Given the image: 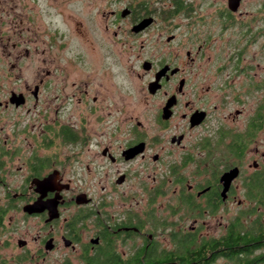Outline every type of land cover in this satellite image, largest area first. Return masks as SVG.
Returning <instances> with one entry per match:
<instances>
[{
	"label": "flooded vegetation",
	"instance_id": "1",
	"mask_svg": "<svg viewBox=\"0 0 264 264\" xmlns=\"http://www.w3.org/2000/svg\"><path fill=\"white\" fill-rule=\"evenodd\" d=\"M200 1L0 0V264H264V1Z\"/></svg>",
	"mask_w": 264,
	"mask_h": 264
},
{
	"label": "rangeland",
	"instance_id": "2",
	"mask_svg": "<svg viewBox=\"0 0 264 264\" xmlns=\"http://www.w3.org/2000/svg\"><path fill=\"white\" fill-rule=\"evenodd\" d=\"M191 1V3H194L193 5L195 7H198L199 5H201V1L200 0H189ZM207 3L204 4V9H203V13H211L214 12L215 10H218L220 8H222L223 6H227V2L228 0H206ZM264 0H245L244 4H243V12L244 11H257L260 4L263 2ZM162 4V3H161ZM92 5V4H91ZM53 11H55L54 9H51ZM61 11V9H59ZM86 12L84 13H89L92 12L91 6L90 8H87L85 10ZM52 17L55 18L57 16H55V13H51ZM264 17V16H263ZM58 18V17H57ZM59 19V18H58ZM264 23V20H263ZM8 38V36L6 35L4 37V39L6 40ZM3 48H1V62H0V98L3 95L4 92L9 91L8 86V79L6 78L8 75L13 74L12 73V69H11V63L8 62V59L3 55ZM261 64L262 66H264V54L261 57ZM248 220L247 223H249L251 221L250 218H246L245 221ZM246 223V222H245Z\"/></svg>",
	"mask_w": 264,
	"mask_h": 264
},
{
	"label": "water",
	"instance_id": "3",
	"mask_svg": "<svg viewBox=\"0 0 264 264\" xmlns=\"http://www.w3.org/2000/svg\"><path fill=\"white\" fill-rule=\"evenodd\" d=\"M239 2L240 0H230V5L233 6V10H238ZM237 175L238 170H234L225 175L223 179L226 180L229 184L234 178H236Z\"/></svg>",
	"mask_w": 264,
	"mask_h": 264
},
{
	"label": "trees",
	"instance_id": "4",
	"mask_svg": "<svg viewBox=\"0 0 264 264\" xmlns=\"http://www.w3.org/2000/svg\"><path fill=\"white\" fill-rule=\"evenodd\" d=\"M262 181H260V183H261ZM262 184V186H264V184H263V182L261 183Z\"/></svg>",
	"mask_w": 264,
	"mask_h": 264
}]
</instances>
